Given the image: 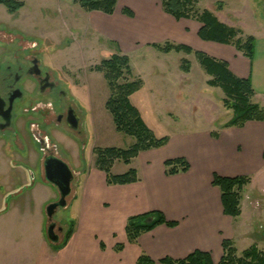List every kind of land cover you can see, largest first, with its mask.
<instances>
[{
    "label": "crops",
    "instance_id": "0c3cea01",
    "mask_svg": "<svg viewBox=\"0 0 264 264\" xmlns=\"http://www.w3.org/2000/svg\"><path fill=\"white\" fill-rule=\"evenodd\" d=\"M19 1L23 2L20 9L28 2L40 9L74 4L73 0ZM196 1L198 7L203 6V0ZM124 7L132 12L131 17L122 13ZM211 12L224 23L222 17ZM2 13L0 10V22H14L11 28L19 26L18 19L8 20ZM86 13L91 26L112 40L119 53L167 41L186 45L224 62L232 75L250 81L253 100L264 106V27L254 35L253 54L248 59L233 45L202 40L198 36L202 25L199 21L173 18L161 9L159 0H117L111 15L99 11ZM22 23L25 24L24 21ZM18 131L23 133L19 128ZM212 132L217 136L213 137ZM9 144L20 159H8L7 164L13 161L36 166L34 142H21L20 148ZM63 145L65 149L69 147L67 143ZM263 152L264 121L250 120L242 127L220 126L215 130L208 127L174 134L168 137L164 146L140 152L134 159H140L141 168L146 164L153 168L143 173L142 185L140 181L107 185L102 171L96 168L84 171L71 186L75 215L71 217L74 223L65 244L57 249L48 247L44 234L47 227L44 211L41 213L35 204L3 209L0 214V264H136L141 253L160 264L158 260L163 257L181 259L195 249L209 252L214 262L222 255V239L232 242L235 239L242 212L246 209L253 211V202L264 197V182L260 189L252 188L256 178H264ZM175 157L186 159L189 164L187 171L165 175L163 168L161 175L156 172L154 162L162 166L164 160ZM214 173L250 178L240 197L242 212L238 217L223 214L220 192L211 185ZM19 178L20 181L23 179ZM139 183L140 186L134 187ZM37 190L50 192L51 199L56 196L55 189L43 181L32 186L33 193ZM102 201L109 202L108 206H104ZM112 201L114 204L109 207ZM151 210L161 211L167 220L176 221L177 225H157L140 233L135 242H128L124 229L127 218ZM11 212L17 216L16 219L7 217L13 215ZM6 235H14L9 238L8 251L4 246ZM118 244L122 247L116 250Z\"/></svg>",
    "mask_w": 264,
    "mask_h": 264
},
{
    "label": "rangeland",
    "instance_id": "374dc122",
    "mask_svg": "<svg viewBox=\"0 0 264 264\" xmlns=\"http://www.w3.org/2000/svg\"><path fill=\"white\" fill-rule=\"evenodd\" d=\"M202 5L198 7L199 11L209 9L216 12L220 18L222 17L223 24L237 30V37L241 39L247 36L254 37L264 27V0H206L205 2L203 0ZM0 10L8 20L18 19L17 28L22 29H11L12 26L14 27V22H0V27H9L8 31L11 33L20 38L25 37V41L18 40L23 46L36 44L37 53L41 55L43 63L49 69L62 74L69 84L70 93L85 108L87 137L84 145L74 142L71 139L73 137L68 133L55 134L57 141L62 144L67 143L69 146L59 150L66 158L68 167L79 170L83 175L86 171L96 168L93 152L95 147L122 149L129 147L134 139L115 130L112 117L104 106L109 96L107 83L100 72L93 70V66L100 60L117 53V46L91 26L84 14L86 11L77 4L54 5L40 9L35 8V4L31 2L14 14L9 13L1 4ZM211 11L209 12L212 13ZM214 17L220 21L215 15ZM10 38L12 35L5 36L2 42L6 43L0 42V48L11 54L16 50L17 44L16 40L7 43L10 42ZM178 53L173 51L164 54L149 46L137 50L130 49L125 53L129 58L132 73L142 80V86L130 96V102L138 109L143 121L156 137H169L208 127L215 130L226 123L232 115V109L223 105L225 96L221 88L208 83L211 77L205 73L194 54ZM185 60L188 63L187 72L181 68ZM251 101L255 102L253 97ZM21 126V121H18L17 128L22 131ZM14 137L15 135L8 131L4 134L0 132V214L3 213V209L9 210L27 203L35 204L42 213L47 204L57 200L58 194L56 192L55 198L51 199L48 191L37 190L35 193L31 191L35 183L45 182L35 166L13 163V161L7 164L8 159H20L18 153L9 144L21 147L20 140ZM139 160L133 159L129 164L115 160L110 172L122 174L134 168L142 185L143 173L146 174L148 169L153 168L148 166L149 164L142 165L141 168ZM14 166H20L24 171ZM153 167L156 172L162 174V166L154 162ZM19 176L24 181L21 182ZM262 182H264L263 177L256 178L253 181V190L260 189ZM140 183L134 187L140 186ZM72 194L67 197V205L59 208L52 217V220L63 228L58 232V240L55 243L62 241L68 225L74 221L72 216L75 215L73 211L75 203L72 202ZM102 203L108 206L109 202L102 201ZM112 203L114 204V201L109 207L113 206ZM253 207L255 208L253 211L240 210L242 216L239 219V230L233 242L231 241L236 257H241L242 252L250 246L264 251V214L262 213L264 197L255 200ZM43 215L47 225L45 211ZM7 217L17 218L15 214L12 216L9 214ZM44 234L46 236V229ZM12 236L14 235H6L4 240L6 251L10 247H8L9 238ZM46 243L49 248L54 244L47 237ZM5 258L7 259V256ZM218 260L213 263L216 264Z\"/></svg>",
    "mask_w": 264,
    "mask_h": 264
},
{
    "label": "trees",
    "instance_id": "16d2710c",
    "mask_svg": "<svg viewBox=\"0 0 264 264\" xmlns=\"http://www.w3.org/2000/svg\"><path fill=\"white\" fill-rule=\"evenodd\" d=\"M117 0H73L85 11H99L111 15ZM161 9L175 19H195L202 25L198 36L202 40L215 41L223 44L233 45L248 59L252 58L255 38L247 36L245 39L237 37V30L219 22L208 10H198L196 0H159ZM9 13H15L23 6L19 0H0ZM122 13L131 17L132 12L124 7ZM151 47L161 53L184 52L194 54L205 73L211 77L208 83L220 87L225 98L223 105L232 109L231 118L221 127H242L246 121H264V106L252 102L254 95L250 81L232 75L226 68L224 62L214 60L203 52L194 51L182 44L163 42L151 44ZM184 63V64H183ZM181 68L188 71V63L183 62ZM93 70L100 72L107 83L109 96L105 101V108L112 117L114 128L134 139V142L127 148L116 147H95V166L105 174L107 185H125L138 181L136 170L128 169L122 174H112L110 169L113 161L120 160L125 164L138 156L142 151L156 149L164 146L168 137H156L152 130L143 121L137 108L130 102V96L142 86V80L132 73L129 58L126 54L113 53L108 58L99 61L93 66ZM213 137L217 136L212 132ZM264 158V152H263ZM165 175H173L178 172H185L189 164L183 157H175L163 161ZM250 181L247 176L225 177L213 174L211 185L217 187L220 192V201L223 214L236 218L240 215L241 191ZM2 212V211H1ZM151 218L146 223L145 220ZM74 222V221H73ZM73 222L68 225L65 235L60 243L52 244V248L61 247L72 232ZM174 227L176 221L167 220L159 210H151L142 214L133 215L127 218L125 223V234L128 242H135L140 233L147 232L157 225ZM122 247L116 246V250ZM222 255L216 264H264V251H259L255 246H250L242 252L241 257L235 256V250L229 239L221 241ZM160 264H214L211 255L207 251L195 249L181 259L163 257L158 260ZM147 255L141 253L136 264H155Z\"/></svg>",
    "mask_w": 264,
    "mask_h": 264
},
{
    "label": "flooded vegetation",
    "instance_id": "af4514ba",
    "mask_svg": "<svg viewBox=\"0 0 264 264\" xmlns=\"http://www.w3.org/2000/svg\"><path fill=\"white\" fill-rule=\"evenodd\" d=\"M8 30L9 27H0V42L3 43L5 36L12 35L7 43L16 40L17 48L11 54L0 48V132L4 134L8 131L23 143L34 142L35 168L44 177L46 159L55 157L67 165L66 158L59 151L64 145L57 141L55 134L68 133L74 142L84 145L87 114L70 93L69 84L62 74L43 63L41 55L37 53V45L19 44L18 40L25 37L20 38ZM18 121L22 125L21 134L17 128ZM68 168L73 177V187L82 172ZM61 229L62 226L54 221L53 232L57 238Z\"/></svg>",
    "mask_w": 264,
    "mask_h": 264
},
{
    "label": "water",
    "instance_id": "95a60500",
    "mask_svg": "<svg viewBox=\"0 0 264 264\" xmlns=\"http://www.w3.org/2000/svg\"><path fill=\"white\" fill-rule=\"evenodd\" d=\"M2 104L0 103V108ZM9 111V108L7 109ZM8 117H6L7 119ZM8 123H6L7 125ZM44 180L45 183L51 185L58 194V200L51 202L45 206V216L47 218L46 237L54 244L58 239L53 232L54 221L52 217L59 209L67 205V197L71 194V185L73 181L72 174L68 166L60 159L50 157L44 162ZM151 218L145 220L148 223ZM60 243V241H58Z\"/></svg>",
    "mask_w": 264,
    "mask_h": 264
}]
</instances>
